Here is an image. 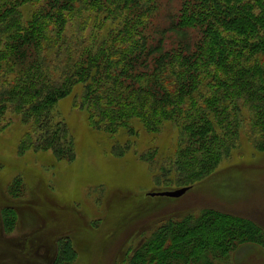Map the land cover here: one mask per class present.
<instances>
[{
	"label": "trees",
	"instance_id": "obj_1",
	"mask_svg": "<svg viewBox=\"0 0 264 264\" xmlns=\"http://www.w3.org/2000/svg\"><path fill=\"white\" fill-rule=\"evenodd\" d=\"M66 96L90 128L109 136L174 128L175 170L185 173L177 186L190 189L238 147L243 119L251 148H264V0H180L169 8L159 0H0V108L31 122L20 154L61 156L69 132L49 127L53 105ZM36 125L45 129L33 139ZM219 218L162 227L174 234L168 246L151 241L149 249L170 260L188 258L190 237L194 254L221 246L228 228Z\"/></svg>",
	"mask_w": 264,
	"mask_h": 264
},
{
	"label": "rangeland",
	"instance_id": "obj_2",
	"mask_svg": "<svg viewBox=\"0 0 264 264\" xmlns=\"http://www.w3.org/2000/svg\"><path fill=\"white\" fill-rule=\"evenodd\" d=\"M159 1L169 8L180 0ZM24 123L0 108V264H264V148H251L242 135L250 127L246 119L238 147L180 197L148 194L176 188L185 174L175 170L174 128L109 136L90 128L84 110L66 96L50 115L51 130L69 132L58 156L52 149L20 154L19 141L31 127ZM36 127L33 139L45 129ZM209 213L228 228L223 245L194 254L190 237L188 258L170 260L149 249L151 241L160 250L168 246L174 235L168 227L195 226Z\"/></svg>",
	"mask_w": 264,
	"mask_h": 264
},
{
	"label": "water",
	"instance_id": "obj_3",
	"mask_svg": "<svg viewBox=\"0 0 264 264\" xmlns=\"http://www.w3.org/2000/svg\"><path fill=\"white\" fill-rule=\"evenodd\" d=\"M189 189V186H183L179 187L176 189H164V190H159V191H152L149 192L148 194L153 196V195H160V196H168V197H179L182 194H184L187 190Z\"/></svg>",
	"mask_w": 264,
	"mask_h": 264
},
{
	"label": "bare ground",
	"instance_id": "obj_4",
	"mask_svg": "<svg viewBox=\"0 0 264 264\" xmlns=\"http://www.w3.org/2000/svg\"><path fill=\"white\" fill-rule=\"evenodd\" d=\"M176 188H178V187H176ZM176 188H174V189H176ZM152 191H159V190H151V192H152ZM160 191H161V190H160ZM95 243H96V242H95ZM96 250H98V248H95V252H96ZM95 252H94V253H95Z\"/></svg>",
	"mask_w": 264,
	"mask_h": 264
}]
</instances>
